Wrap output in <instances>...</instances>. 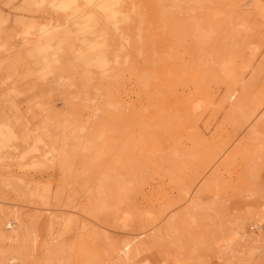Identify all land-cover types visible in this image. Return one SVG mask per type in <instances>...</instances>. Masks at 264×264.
<instances>
[{
    "label": "rangeland",
    "instance_id": "374dc122",
    "mask_svg": "<svg viewBox=\"0 0 264 264\" xmlns=\"http://www.w3.org/2000/svg\"><path fill=\"white\" fill-rule=\"evenodd\" d=\"M0 264H264V0H0Z\"/></svg>",
    "mask_w": 264,
    "mask_h": 264
},
{
    "label": "bare ground",
    "instance_id": "6f19581e",
    "mask_svg": "<svg viewBox=\"0 0 264 264\" xmlns=\"http://www.w3.org/2000/svg\"><path fill=\"white\" fill-rule=\"evenodd\" d=\"M89 2H96L98 0H88ZM72 0H69V3H71ZM112 19L116 20V11H112ZM9 221H7L5 223V226L9 225ZM121 254H122V258L126 261L130 259L129 256V248H128V243L124 244V246L121 249Z\"/></svg>",
    "mask_w": 264,
    "mask_h": 264
}]
</instances>
